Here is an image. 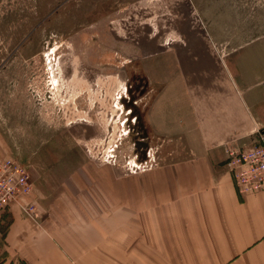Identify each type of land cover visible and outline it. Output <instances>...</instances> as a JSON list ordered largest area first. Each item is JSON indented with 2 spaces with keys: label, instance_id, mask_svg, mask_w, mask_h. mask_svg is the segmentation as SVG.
<instances>
[{
  "label": "crops",
  "instance_id": "1",
  "mask_svg": "<svg viewBox=\"0 0 264 264\" xmlns=\"http://www.w3.org/2000/svg\"><path fill=\"white\" fill-rule=\"evenodd\" d=\"M247 29L167 63L145 116L173 158L115 179L55 143L29 154L22 201L40 217L0 211V264H264V189L239 193L226 166L227 145L252 149L264 129V20ZM18 139L0 127V161Z\"/></svg>",
  "mask_w": 264,
  "mask_h": 264
},
{
  "label": "rangeland",
  "instance_id": "2",
  "mask_svg": "<svg viewBox=\"0 0 264 264\" xmlns=\"http://www.w3.org/2000/svg\"><path fill=\"white\" fill-rule=\"evenodd\" d=\"M261 20L264 0H0V127L21 137L12 158L28 167L55 143L115 179L166 162L171 145L145 114L167 63L205 42L227 51Z\"/></svg>",
  "mask_w": 264,
  "mask_h": 264
},
{
  "label": "built area",
  "instance_id": "3",
  "mask_svg": "<svg viewBox=\"0 0 264 264\" xmlns=\"http://www.w3.org/2000/svg\"><path fill=\"white\" fill-rule=\"evenodd\" d=\"M264 86V82L262 84ZM258 143L249 150H236L227 145L226 166L230 170L239 193H250L264 189V129H258ZM32 192L28 168L7 158L0 161V211L15 202L21 211L31 218H38L33 203L22 201Z\"/></svg>",
  "mask_w": 264,
  "mask_h": 264
}]
</instances>
